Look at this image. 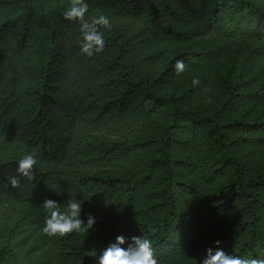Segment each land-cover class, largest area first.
I'll use <instances>...</instances> for the list:
<instances>
[{"label":"trees","instance_id":"obj_1","mask_svg":"<svg viewBox=\"0 0 264 264\" xmlns=\"http://www.w3.org/2000/svg\"><path fill=\"white\" fill-rule=\"evenodd\" d=\"M85 2L140 26L130 33L100 28L104 50L88 57L80 51L79 22L63 15L68 7L0 0V135L24 138L39 156L35 179H27L20 192L5 170L16 171L22 157L0 161V192L16 197L24 192L36 202L49 196L78 200L107 221L110 243L117 235L129 243L131 236L143 235L158 261L185 252L202 264L209 247L213 254L219 247L264 259V123L223 117L238 101L225 73L216 81L223 90L218 104L200 111L179 103L162 88L174 58L156 72L144 71L138 63L145 56L136 58L135 48L144 31L176 39L180 32L164 17L184 15L223 36L264 38V7L254 0ZM63 22L73 27L64 55L69 96L54 97L51 81ZM78 117L106 126L112 135L74 128ZM128 126L133 136L124 133ZM68 247L78 264H90L102 253L87 255L70 241Z\"/></svg>","mask_w":264,"mask_h":264},{"label":"rangeland","instance_id":"obj_2","mask_svg":"<svg viewBox=\"0 0 264 264\" xmlns=\"http://www.w3.org/2000/svg\"><path fill=\"white\" fill-rule=\"evenodd\" d=\"M45 6L69 7L70 0H35ZM264 7V0H254ZM178 7V6H177ZM180 10V7H178ZM182 11V10H181ZM183 12V11H182ZM105 15L110 19L111 26H117L130 33L138 29V20L118 15L99 8H88L85 17ZM170 27L180 33L176 39L158 38L153 34L140 32L135 38L137 57L144 59L138 63L144 71L156 72L169 57H173V64L177 59L185 64V70L177 75L169 71L165 75L162 88L171 90L178 96L177 100L183 105L194 107L196 110H208L218 104L223 97V90L216 81L220 74L235 86L238 101L227 112L226 119L239 117L243 121H262L264 123V38L250 39L244 36L227 37L214 30L205 29L202 24L189 15L177 16L176 19L164 17ZM73 27L69 23L58 25L59 53L54 62L52 76L54 97H68L69 73L65 75L67 41L72 34ZM67 63L71 67L70 59ZM67 72V71H66ZM199 84L194 85L193 80ZM29 84L25 81L21 86L25 91ZM52 109V107H50ZM224 115V114H223ZM74 128L91 130L103 135H112L106 126L91 125L82 118H77ZM124 133L133 136L128 127H123ZM257 132H260L257 130ZM253 134H257L254 132ZM264 149V146L262 147ZM34 154L39 160L36 146L29 144L24 138L8 133L0 135V161L7 162L10 157ZM5 164L4 166H6ZM8 177L18 176L23 191L27 178L19 176L17 171L5 170ZM59 202L63 210L67 200L58 197H48ZM43 201L36 202L25 196L24 192L13 196L0 192V264H78L79 260L68 247L69 241L74 247L85 254L98 249L101 252L109 245L110 226L102 215H97L90 208L82 206L81 218L87 222V214L95 217L92 229L86 232L72 233L63 237H49L42 233L47 212ZM98 256H92L90 264H98ZM159 264H194L192 257L185 252L163 257Z\"/></svg>","mask_w":264,"mask_h":264},{"label":"clouds","instance_id":"obj_3","mask_svg":"<svg viewBox=\"0 0 264 264\" xmlns=\"http://www.w3.org/2000/svg\"><path fill=\"white\" fill-rule=\"evenodd\" d=\"M89 5L85 0H70V6L64 11L65 19L78 21L82 33L80 51L88 57L103 52L105 47V38L100 28H111L110 19L101 14L93 17L90 21L85 19ZM185 70V64L177 59L174 64V71L177 75ZM193 84H199L198 79L193 80ZM17 173L19 176L26 177L28 180H34V166L37 164L34 154L28 153L22 156L17 162ZM13 188L20 186L18 176L9 178ZM43 207L47 212L42 233L49 237H65L74 232H86L93 228L95 217L93 214H87V222L81 218L82 204L75 199L69 198L61 210L59 202L47 198L43 202ZM130 243L123 235H117L115 242L109 245L98 256V264H159L155 255L152 241L146 237L133 235L130 237ZM125 243L127 248L122 247ZM220 245L222 241H214ZM207 256L202 264H264V259L244 258L239 255H233L225 252L221 248H216L214 254L211 247L206 249Z\"/></svg>","mask_w":264,"mask_h":264}]
</instances>
